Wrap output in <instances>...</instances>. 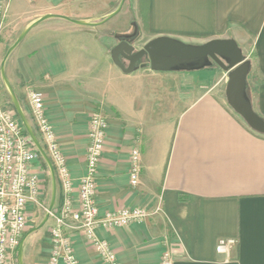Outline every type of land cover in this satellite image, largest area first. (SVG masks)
<instances>
[{
	"label": "crops",
	"instance_id": "crops-1",
	"mask_svg": "<svg viewBox=\"0 0 264 264\" xmlns=\"http://www.w3.org/2000/svg\"><path fill=\"white\" fill-rule=\"evenodd\" d=\"M120 1L8 0L0 25L1 63L29 22L56 16L28 32L8 56L5 74L49 157L29 93L37 92L43 100L68 167L71 209L79 206L89 119L98 109L108 123L96 177L99 216L131 207L150 212L126 226L96 227L120 264H160L164 239L172 264H264V134L252 130L227 104V73L213 64L172 71L138 64L125 73L110 54L117 36L133 34L135 26L136 49L162 36L195 45L233 39L250 61L246 93L264 118V0H131L130 7L106 19ZM0 107L11 110L1 77ZM135 145L141 170L132 187L129 157ZM52 166V214L59 216L63 186ZM32 171L40 178L42 197L40 206L27 208L20 241L23 264H48L54 218L44 217L51 176L42 157L32 163ZM66 223L79 263L105 264L84 232L73 228L69 218ZM220 239L236 240L229 258L215 250ZM16 260L17 254L10 264Z\"/></svg>",
	"mask_w": 264,
	"mask_h": 264
},
{
	"label": "built area",
	"instance_id": "built-area-1",
	"mask_svg": "<svg viewBox=\"0 0 264 264\" xmlns=\"http://www.w3.org/2000/svg\"><path fill=\"white\" fill-rule=\"evenodd\" d=\"M7 7L8 0H0V25ZM29 99L33 119L63 186L64 209L59 216L50 213L54 225L50 230L52 247L48 264H80L66 235L67 218L73 222V228L84 232L102 262L120 264L108 242L96 235V227L126 226L143 220L150 212L142 207H131L99 216L95 199L96 177L108 127L105 116L98 109L90 116L85 174L79 187V206L73 210L68 167L54 129L45 115L43 100L34 91L29 93ZM40 157L14 111L0 107V264H10L15 258L27 222L28 205L41 204V181L38 174L32 171V163ZM140 170V150L135 145L129 157V181L132 187L139 182ZM235 245L236 240L220 239L215 250L229 258ZM163 247L160 264H172L166 239L163 240Z\"/></svg>",
	"mask_w": 264,
	"mask_h": 264
},
{
	"label": "water",
	"instance_id": "water-1",
	"mask_svg": "<svg viewBox=\"0 0 264 264\" xmlns=\"http://www.w3.org/2000/svg\"><path fill=\"white\" fill-rule=\"evenodd\" d=\"M125 0H121L117 9L107 15L106 19L114 16L123 6ZM56 17L45 15L29 22L19 33L15 41L6 50L0 63V77L6 93L13 105L25 132L29 139L45 161L51 176V195L44 221L50 216L56 198V178L52 163L43 150L37 136L35 135L29 121L27 120L20 103L18 102L13 88L5 74V63L8 56L28 34V32L47 18ZM65 20L80 25L92 24L84 20ZM138 28L135 26L134 33L129 36H117L118 43L111 49V59L123 72L129 73L138 67L137 62L143 56L151 70L172 71V70H194L215 64L227 73L225 85V98L227 104L236 112L244 122L255 132L264 134V118L259 116L252 108L250 99L246 93V77L250 70V61L245 57L241 48L230 38L212 39L202 44H188L178 39L162 36L149 40L141 48L136 49L134 40L137 39ZM122 60L128 62L124 66ZM23 246L20 242L18 246L17 264H23Z\"/></svg>",
	"mask_w": 264,
	"mask_h": 264
},
{
	"label": "rangeland",
	"instance_id": "rangeland-1",
	"mask_svg": "<svg viewBox=\"0 0 264 264\" xmlns=\"http://www.w3.org/2000/svg\"><path fill=\"white\" fill-rule=\"evenodd\" d=\"M130 1H131V0H125V1H124V4H123L122 7H123V8H126V9H127L128 6L130 7ZM7 97H8V95H7ZM8 102L10 103L11 110L14 111L13 105H12V103H11L9 97H8ZM17 118H18V117H17ZM18 120H19V119H18ZM20 124H21V122H20ZM21 126H22V124H21ZM22 127H23V126H22ZM47 205H49V201L47 202Z\"/></svg>",
	"mask_w": 264,
	"mask_h": 264
},
{
	"label": "flooded vegetation",
	"instance_id": "flooded-vegetation-1",
	"mask_svg": "<svg viewBox=\"0 0 264 264\" xmlns=\"http://www.w3.org/2000/svg\"><path fill=\"white\" fill-rule=\"evenodd\" d=\"M136 40H137V39H136ZM136 40H134V43H135ZM117 43H118V42H117ZM117 43H116V44H117ZM116 44H115V45H116ZM146 60H147L146 57L143 56V57H141V58L139 59V61L137 62V64H142V63L146 62Z\"/></svg>",
	"mask_w": 264,
	"mask_h": 264
},
{
	"label": "trees",
	"instance_id": "trees-1",
	"mask_svg": "<svg viewBox=\"0 0 264 264\" xmlns=\"http://www.w3.org/2000/svg\"><path fill=\"white\" fill-rule=\"evenodd\" d=\"M214 66H216V67H218L217 65H215V64H213ZM14 113H15V111H14ZM15 115L17 116V114L15 113ZM23 128V127H22ZM24 129V128H23ZM25 131V130H24ZM26 133V132H25ZM26 135H27V133H26ZM28 136V135H27ZM30 142H31V140H30ZM31 145H32V147L35 149V150H37L36 148H35V146L33 145V143L31 142ZM16 254H18V249L16 250Z\"/></svg>",
	"mask_w": 264,
	"mask_h": 264
}]
</instances>
